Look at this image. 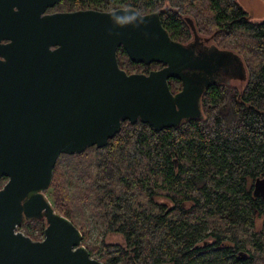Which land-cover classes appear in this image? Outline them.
Masks as SVG:
<instances>
[{"label": "water", "instance_id": "95a60500", "mask_svg": "<svg viewBox=\"0 0 264 264\" xmlns=\"http://www.w3.org/2000/svg\"><path fill=\"white\" fill-rule=\"evenodd\" d=\"M58 2L0 0V180L7 178L0 188V264H105L46 194L60 156L107 146L125 121L161 131L202 118L210 86L248 76L234 51L197 50L201 36L191 21L194 40L183 43L171 37L159 11L50 13ZM120 48L134 63L163 67L128 73ZM174 78L183 81L179 93L171 90ZM254 195L264 197V178H257ZM41 219L43 240L18 231Z\"/></svg>", "mask_w": 264, "mask_h": 264}, {"label": "trees", "instance_id": "16d2710c", "mask_svg": "<svg viewBox=\"0 0 264 264\" xmlns=\"http://www.w3.org/2000/svg\"><path fill=\"white\" fill-rule=\"evenodd\" d=\"M55 7L159 11L174 40L192 42L190 21L200 36L242 40L232 51L245 63L246 85L242 90L226 83L210 86L202 98V118L161 131L141 121H125L107 146L62 155L78 165L89 153L97 156V173L85 174L89 187L79 199L96 205L107 233L120 234L126 242V246L103 242L107 256L100 260L105 264H264V226L260 231L248 230L264 216V197L254 195L257 178H264V21L251 22L238 0H59ZM118 60L124 70L126 63L145 66L148 73L153 64L163 66L134 63L123 48ZM46 194L56 212L76 222L60 158ZM157 198L166 199V204H159ZM80 229L86 244L88 230ZM86 247L92 256L98 252Z\"/></svg>", "mask_w": 264, "mask_h": 264}, {"label": "rangeland", "instance_id": "374dc122", "mask_svg": "<svg viewBox=\"0 0 264 264\" xmlns=\"http://www.w3.org/2000/svg\"><path fill=\"white\" fill-rule=\"evenodd\" d=\"M238 2L248 13L251 22L257 23L264 21V0H238ZM56 11H68V10L65 7L64 8L55 7L49 10L50 13ZM201 38L208 46L216 45L219 48L231 49V50H235L234 47L242 41L240 38H229L219 41V40L211 39L210 37H206L205 35H202ZM207 38L209 39V41L205 40ZM190 40L193 41L194 37L192 36ZM252 58L254 64L257 63L256 58L254 57ZM161 67L162 66L153 64L149 67V71L157 70ZM125 68L127 69L125 70L128 73H148L145 72V66H133L132 64L126 63ZM228 84L229 85L227 86L230 88L242 90L246 85V80L242 81L239 78H233L229 80ZM173 87L175 90H178L180 85L177 82H174ZM81 160H82L80 161L81 164L78 165L76 160L72 158H67L62 155L60 157V161L67 173L68 188L74 200L75 213H76V217H75L76 222L74 224L79 229L80 227L83 226L88 230L89 240L87 241L86 244L97 248L98 252L93 257L100 260L103 257L107 256L106 252L104 251L103 242L107 244L120 245V246H126V242L124 237L120 234L107 233L106 220L103 217L102 213L96 210V205L92 204L91 202L84 203L80 201L79 198L82 196L84 190L89 187V184L86 181L85 174L89 173L92 176L96 175L98 159L97 156L92 152L89 153L88 156L83 157V159ZM6 182H7L6 180L1 181L0 188L3 187ZM251 184L252 182L250 183V185ZM47 196L53 205V200L51 196H49V194H47ZM156 201L159 204H166V199L164 198H157ZM43 223L39 221H29L25 223L23 226L19 227L18 231L23 232L24 234L30 237L33 236L35 238V239L33 238V240L36 241L43 240L45 238V231L43 232L42 228L47 227V222L45 221ZM263 226H264V216H260L256 219L255 226L253 228H248V230L250 233H252L253 231H260L263 228ZM86 244L84 245L86 246ZM117 264H120V262H118Z\"/></svg>", "mask_w": 264, "mask_h": 264}, {"label": "flooded vegetation", "instance_id": "af4514ba", "mask_svg": "<svg viewBox=\"0 0 264 264\" xmlns=\"http://www.w3.org/2000/svg\"><path fill=\"white\" fill-rule=\"evenodd\" d=\"M197 50H205L206 49V47L208 46L207 44H205V42L200 38V39H198L197 41ZM163 67V66H162ZM161 67V68H162ZM160 69V68H159ZM158 70V69H157ZM151 71H153V70H151ZM150 71V72H151ZM149 72V73H150ZM149 73H146V74H149ZM189 73V72H188ZM191 73H193V72H191ZM222 73V72H221ZM225 76L223 75V74H221L220 76H219V78L220 79H223ZM224 80V79H223ZM174 82H177L179 85H180V87H179V89L178 90H175L174 89V87H173V83ZM218 84H225L224 82H220V83H218ZM170 87H171V90L174 92V93H179V92H181L182 90H183V88H184V86H183V81L181 80V79H179V78H174V79H171L170 80ZM203 98V97H202ZM29 222V221H28ZM27 223V222H26Z\"/></svg>", "mask_w": 264, "mask_h": 264}]
</instances>
